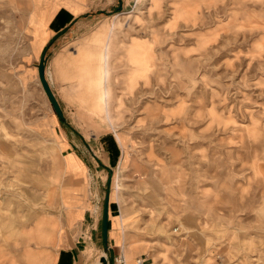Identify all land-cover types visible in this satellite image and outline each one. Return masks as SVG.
Segmentation results:
<instances>
[{
  "label": "rangeland",
  "instance_id": "1",
  "mask_svg": "<svg viewBox=\"0 0 264 264\" xmlns=\"http://www.w3.org/2000/svg\"><path fill=\"white\" fill-rule=\"evenodd\" d=\"M81 3L93 23L35 57L29 0H0V264H53L66 233L42 58L63 119L122 152L105 189L129 264H264V0ZM105 44L108 119L90 82Z\"/></svg>",
  "mask_w": 264,
  "mask_h": 264
},
{
  "label": "crops",
  "instance_id": "2",
  "mask_svg": "<svg viewBox=\"0 0 264 264\" xmlns=\"http://www.w3.org/2000/svg\"><path fill=\"white\" fill-rule=\"evenodd\" d=\"M83 1L88 0H29L32 12L27 25L31 33L34 56L35 54L41 56L48 47L55 46L68 37L72 40L77 39L81 27L93 23L91 17L94 15L89 14L90 10H84L81 3ZM60 3L72 11L59 8ZM44 4L47 9H43ZM103 30L104 27H101L97 31L96 38H99ZM106 48L105 44L102 53L97 56L100 62L93 70L95 77L90 79V82L96 91L94 106L101 109L103 105L104 114L108 119L105 102L108 94ZM134 56V63H140L139 54L136 53ZM84 57H89V54L85 53ZM86 72L89 74L90 71ZM58 121L60 124L54 133L60 143L67 179L65 202L59 209L66 233L62 245L54 256L53 264H102L103 258L107 264H129L131 257L128 255L125 259L124 253L120 250L124 240L122 229L127 222L123 220L120 222L119 231L114 227V221L121 213L118 203L112 201L111 195L109 196L105 189L109 182L108 174L120 164L122 152L119 150V155H116V143L111 137L85 136L66 120ZM115 137L121 147H124V139L118 134H115ZM107 197V239L104 240L103 219ZM37 230H40L39 227ZM50 230L41 229L40 232L54 240V231L51 228ZM8 253L12 259L10 264H17L16 258L19 256L26 264L40 262L41 256L28 250L19 256L13 255L10 251ZM119 258L123 263H119Z\"/></svg>",
  "mask_w": 264,
  "mask_h": 264
},
{
  "label": "water",
  "instance_id": "3",
  "mask_svg": "<svg viewBox=\"0 0 264 264\" xmlns=\"http://www.w3.org/2000/svg\"><path fill=\"white\" fill-rule=\"evenodd\" d=\"M45 64H44V58L41 59L40 64L38 66V77H39V81L40 84L43 88L44 93L46 94L51 107L53 109V112L55 113V115L60 119L63 120V114L62 111L60 109V106L58 105L54 95L52 94L50 87L48 85V82L46 80V76H45ZM107 206H108V197L106 198L105 201V211H104V219H103V236H104V240L107 239ZM102 264H107V261L105 258H103L101 260Z\"/></svg>",
  "mask_w": 264,
  "mask_h": 264
},
{
  "label": "built area",
  "instance_id": "4",
  "mask_svg": "<svg viewBox=\"0 0 264 264\" xmlns=\"http://www.w3.org/2000/svg\"><path fill=\"white\" fill-rule=\"evenodd\" d=\"M118 261H119V263H123V261H122L121 258H119ZM144 262H145V259H138V260H136V264H144Z\"/></svg>",
  "mask_w": 264,
  "mask_h": 264
},
{
  "label": "bare ground",
  "instance_id": "5",
  "mask_svg": "<svg viewBox=\"0 0 264 264\" xmlns=\"http://www.w3.org/2000/svg\"><path fill=\"white\" fill-rule=\"evenodd\" d=\"M136 264V263H135Z\"/></svg>",
  "mask_w": 264,
  "mask_h": 264
}]
</instances>
